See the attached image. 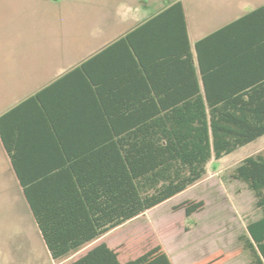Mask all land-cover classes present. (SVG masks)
Masks as SVG:
<instances>
[{
    "label": "trees",
    "instance_id": "16d2710c",
    "mask_svg": "<svg viewBox=\"0 0 264 264\" xmlns=\"http://www.w3.org/2000/svg\"><path fill=\"white\" fill-rule=\"evenodd\" d=\"M224 33L244 47L259 38L264 52V7L192 51L175 1L0 115L1 145L52 260L194 186L211 160L264 136V77L204 72L202 48L212 46L208 66L215 65ZM34 144L57 154L58 198L38 202L29 192L19 156ZM231 178L251 191L260 211L241 248L252 264H264V153L244 158ZM202 206L188 203L185 216ZM102 251L108 264H119L104 244L70 264H88ZM237 254L217 251L193 264H225ZM126 264L171 263L158 244Z\"/></svg>",
    "mask_w": 264,
    "mask_h": 264
},
{
    "label": "rangeland",
    "instance_id": "374dc122",
    "mask_svg": "<svg viewBox=\"0 0 264 264\" xmlns=\"http://www.w3.org/2000/svg\"><path fill=\"white\" fill-rule=\"evenodd\" d=\"M174 1L0 0V114ZM258 153H264V137L211 160L194 186L111 231V244L131 256L164 245L175 253V264L217 251L238 253L225 264H252L240 237L260 211L231 173ZM3 159L0 147V264H45L26 231ZM194 202L203 206L187 218L184 207Z\"/></svg>",
    "mask_w": 264,
    "mask_h": 264
},
{
    "label": "crops",
    "instance_id": "0c3cea01",
    "mask_svg": "<svg viewBox=\"0 0 264 264\" xmlns=\"http://www.w3.org/2000/svg\"><path fill=\"white\" fill-rule=\"evenodd\" d=\"M180 2L182 3L183 7V14L185 19L187 36L189 40V46L191 47L192 51L197 41L208 37L214 32L224 28L225 26L237 20L244 14L251 12L255 9L264 7V0H181ZM164 8H162L161 10H163ZM161 10H159L158 12H160ZM158 12H156L155 14H157ZM155 14L151 15L150 17L154 16ZM150 17L142 20L133 28H135L137 25L141 24L145 20L149 19ZM133 28L127 30L119 37L123 36ZM225 34L226 33H224V35H220L221 37L218 38V58L215 62V65L208 66V56L210 54L209 51L212 49V46L210 47V44H208L204 45V47L202 48V63H204V67L206 68L204 72H218V74H224L226 78H230L233 80L235 78L238 79L239 73L245 70V72L248 73L249 78H255V80L262 79L264 77V52L261 50V40L259 38H256L251 41L247 47H244L243 45H239L237 37L235 39L234 37L232 38V36H227V34ZM114 40H112L111 42H113ZM111 42L99 48L87 58L92 57L97 52L109 45ZM246 48L248 50L247 52L244 51ZM241 58H243L242 61ZM194 61V64L196 65V60L194 59ZM241 64L242 68L240 67ZM75 66H73L72 68H74ZM70 69H68L67 71H69ZM67 71L58 75L47 84L40 87L31 95L23 98L11 107L7 108L1 114L10 110L26 98L34 95L39 90L47 86L49 83H51ZM0 147L7 160L6 162V160L3 159L6 162L5 165L7 166L8 170V179L10 178V181L8 183L11 185V189L14 191V197L22 209V217L24 222L26 223V231L33 238L34 245L37 246L40 251V257H38V259L41 262H43L44 260L45 264H70L83 258L88 254V252H90L101 244L106 245L109 250L113 251L116 254V258L119 264H126L128 261H132L143 254L142 253L137 256H131L129 251L121 250L119 248L114 247V245L111 244L112 242L109 238L112 235L111 231H113V229L107 232L106 234L100 236L99 238L85 243L78 250L69 253L66 257L60 260H52L49 256L47 248L41 238L40 232L33 219L23 189L1 145V142ZM26 147L27 151L20 152L19 160L20 164L23 167L26 179H28L27 183L31 185L28 186V189H30V194H32L33 198H35V200L38 202L40 200L42 201L44 198H58V196H60L62 192V186L58 185L61 184V175L60 167L59 165H57L58 159H56V152L50 151V149H48L47 146L45 147L44 144H34L33 146L28 145ZM162 247L170 263L175 264L172 258L175 253L173 251L170 252L167 246L165 247L164 245H162ZM98 254V257H94L92 261H89L90 263L88 264H108L107 253L102 251Z\"/></svg>",
    "mask_w": 264,
    "mask_h": 264
}]
</instances>
